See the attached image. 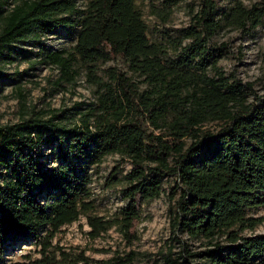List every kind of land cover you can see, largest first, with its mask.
<instances>
[{"label":"trees","instance_id":"trees-1","mask_svg":"<svg viewBox=\"0 0 264 264\" xmlns=\"http://www.w3.org/2000/svg\"><path fill=\"white\" fill-rule=\"evenodd\" d=\"M196 1L188 24L163 42L150 40L135 0H86L82 7L75 0H20L7 9L0 0V55L30 35L63 28L74 33L70 48L40 42L36 55L65 80L75 79L81 62L95 95L78 121L53 112L0 125L1 264H117L121 258L93 259L52 239L83 215L89 237L116 226L131 241L142 202L163 194L169 175L173 242L162 264L264 261V233L243 232L264 218L248 212L264 208V94L223 70L226 43L215 40L223 28L262 24L264 0L221 7ZM174 2L151 12L165 21ZM117 59L125 69L100 67ZM108 154L131 164L121 178L125 204L109 217L91 213L89 185L90 169ZM193 239L205 248L191 250ZM27 241L38 256L4 262L8 247Z\"/></svg>","mask_w":264,"mask_h":264},{"label":"rangeland","instance_id":"rangeland-1","mask_svg":"<svg viewBox=\"0 0 264 264\" xmlns=\"http://www.w3.org/2000/svg\"><path fill=\"white\" fill-rule=\"evenodd\" d=\"M5 1L3 8H10L20 0ZM86 0H75L82 7ZM218 6L229 5L234 0H216ZM245 4L262 0H241ZM147 24L150 40H168L189 22L190 8L196 0H175L164 21L162 16L152 13L156 7H163L167 0H135ZM155 6V7H153ZM216 42H225L226 47L218 64L226 72H234L243 81L251 82L257 94H264V22L251 30L223 28L215 37ZM74 33L63 28L28 36L16 43L10 53L0 55V125L20 121L29 116H50L60 112L69 116L67 122L78 121L79 112L95 100L94 85L85 75L81 62L75 63L78 73L73 80L61 78L59 69L44 63L36 55L40 42L52 49H69L74 43ZM116 64L125 69L120 59L100 64V67ZM210 125V124H209ZM49 144L42 147L44 154L49 152ZM131 168L128 160L118 154L106 155L95 169H90L91 199L93 214L112 216L125 204L121 193L122 176ZM174 184V177L163 178L166 191L158 198L142 202L141 217L134 225L135 237L128 241L116 226H112L98 237L87 234L90 229L86 218L81 215L77 220L64 224L56 232L52 241L66 248L84 250L93 259L121 258L117 264H162V254L168 251L173 241L166 192ZM251 215L264 216V208L258 206L248 211ZM245 234L264 233V218L253 229L244 230ZM185 237V236H184ZM178 251V243H173ZM205 247L197 240H190V249L202 250ZM38 247L31 242H20L8 247L4 252L5 263L20 260L24 254L38 256ZM195 262H201L199 258ZM1 264V263H0ZM251 264H264L255 261Z\"/></svg>","mask_w":264,"mask_h":264}]
</instances>
